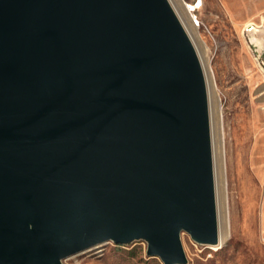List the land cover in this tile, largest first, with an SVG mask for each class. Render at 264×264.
<instances>
[{"label":"water","instance_id":"obj_1","mask_svg":"<svg viewBox=\"0 0 264 264\" xmlns=\"http://www.w3.org/2000/svg\"><path fill=\"white\" fill-rule=\"evenodd\" d=\"M218 244L207 97L167 0H0V264Z\"/></svg>","mask_w":264,"mask_h":264},{"label":"rangeland","instance_id":"obj_2","mask_svg":"<svg viewBox=\"0 0 264 264\" xmlns=\"http://www.w3.org/2000/svg\"><path fill=\"white\" fill-rule=\"evenodd\" d=\"M184 2L191 6L196 26L193 47L208 66L218 94L220 128L214 124L210 134L220 219L225 200L228 222V238L217 250L181 234L187 264H264V0ZM62 264L163 263L148 257L146 244L138 241L108 242L99 254H78Z\"/></svg>","mask_w":264,"mask_h":264},{"label":"bare ground","instance_id":"obj_3","mask_svg":"<svg viewBox=\"0 0 264 264\" xmlns=\"http://www.w3.org/2000/svg\"><path fill=\"white\" fill-rule=\"evenodd\" d=\"M169 6L171 7L173 13L175 14L176 18L178 19L179 23L181 24L182 28L184 29L185 33L187 34L192 46L196 47L194 44V38L193 36L196 33V26L195 23L191 17V6L186 4L184 0H167ZM193 47V48H194ZM200 66L203 73L204 78V84H205V90H206V97H207V110H208V119H209V131L212 132L213 125H218V128H220V107L218 103V94L216 92V88L214 85V81L211 75V72L208 68V66H205L203 61L201 60V57L199 56V53L197 49H194ZM215 129V128H214ZM214 131V130H213ZM213 133V132H212ZM210 141H211V155H212V167H213V179H214V190H215V202H216V219H217V237H218V244L216 246H213L212 248L217 250L221 246L224 245L228 238V222H227V216H226V206H225V200H224V212L222 220L220 219L219 209H218V196H217V169H216V163H215V144L214 139L212 137V134H210ZM221 138H220V160H219V176H220V182L222 183V188L224 189V176H223V160H222V145H221ZM219 148V147H218ZM218 153V152H217ZM219 155V154H218ZM217 155V156H218ZM108 242L99 244L95 247H92L82 253H93L99 254L101 252V249L104 245H106ZM79 253V254H82ZM78 255V254H76ZM75 256V255H73ZM71 256V257H73ZM70 258V257H69Z\"/></svg>","mask_w":264,"mask_h":264}]
</instances>
